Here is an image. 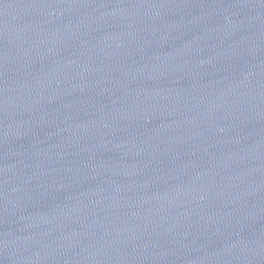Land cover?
Here are the masks:
<instances>
[{
    "label": "water",
    "instance_id": "obj_1",
    "mask_svg": "<svg viewBox=\"0 0 264 264\" xmlns=\"http://www.w3.org/2000/svg\"><path fill=\"white\" fill-rule=\"evenodd\" d=\"M0 264H264V0H0Z\"/></svg>",
    "mask_w": 264,
    "mask_h": 264
}]
</instances>
